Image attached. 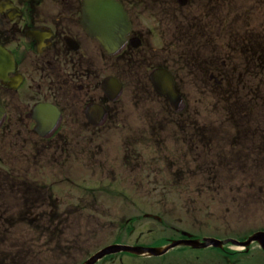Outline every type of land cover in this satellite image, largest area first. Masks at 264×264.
Returning <instances> with one entry per match:
<instances>
[{"label": "flooded vegetation", "instance_id": "flooded-vegetation-1", "mask_svg": "<svg viewBox=\"0 0 264 264\" xmlns=\"http://www.w3.org/2000/svg\"><path fill=\"white\" fill-rule=\"evenodd\" d=\"M116 1L130 28L124 44L108 52L88 27L84 0H0V46L12 57L0 67V217L53 224L48 218L82 215L81 203L67 201H79L88 186L173 181L159 166L192 167L202 138L264 137V0ZM156 70L171 82H154ZM169 84L173 99L158 91ZM214 117L247 120L236 130L207 129L223 122ZM167 138L183 143L171 150L190 155L183 166L166 155ZM140 140L144 146L127 145ZM130 194L106 198L131 200ZM49 234L44 242L0 243V264L71 262L42 257ZM177 253L175 264H211L198 252L185 261ZM226 254L232 253L225 250L216 264H260L233 255L227 261ZM121 256L97 264L166 260Z\"/></svg>", "mask_w": 264, "mask_h": 264}, {"label": "rangeland", "instance_id": "rangeland-1", "mask_svg": "<svg viewBox=\"0 0 264 264\" xmlns=\"http://www.w3.org/2000/svg\"><path fill=\"white\" fill-rule=\"evenodd\" d=\"M227 121L230 120L225 119L224 123ZM222 125L221 122H212L207 128ZM235 125L236 121L231 126L227 123L229 129ZM170 127L165 124L164 128ZM263 128V126L260 127V129ZM228 142L220 134L213 139L210 137V142L206 141V147L202 148V152L192 153L196 157L195 163L189 164L192 167H186L190 155L181 148L183 158L178 163L182 166L186 164V166L172 171L173 174L180 171L176 176L181 181V185L165 188L164 193L166 195L170 193V197L169 195L149 196L153 187H150L148 183L152 177L144 180L146 188L133 193L139 201L134 200L133 196L127 201L118 198V195H116L118 199L113 196L106 198V195L120 194V189L97 187L95 196L86 193L79 201L75 199L67 201L69 205L81 203L84 207V215L90 217L72 216L65 220L48 218L49 221H53V224H45L46 229L45 225L39 228L32 225L31 220L0 217V243L44 242L45 239L41 236L49 231L52 237L47 242L50 250L42 252V257L58 262L67 258L71 259V262L67 260L66 264H80L89 252L116 241L117 231L127 228L125 221L129 219L130 223L136 227L132 240L141 230L146 231L147 228H152L151 235L155 237L169 235L173 237L172 240L178 237L176 232L181 231L197 235L200 239L204 237L202 235L216 238L220 236V232L224 231L227 233L221 236L235 237L241 241L257 228H264V138H260L262 145L257 141L251 142L248 138L240 141L238 147L230 146L237 145L238 142ZM109 144L121 145L117 144V139H111ZM163 145L169 146V139H166ZM182 145L183 143L180 147ZM167 150L170 151V149ZM250 160L254 162V170L249 167ZM165 168L169 172L167 165ZM242 173H244L243 184L240 180ZM253 174L257 180L250 182L247 177ZM75 192L76 190L73 193ZM163 199L165 201H162ZM146 213L160 216L161 222L145 218ZM60 230L65 234L62 238L57 233ZM121 237L124 235L122 234ZM81 241L85 242L80 246L83 248H76L77 242ZM235 246L236 244L232 251L233 255L237 256ZM184 247L186 248H178V250L184 249L180 253L172 249L170 253L164 255L163 258L169 259L166 264H175L176 260L171 261L176 257L174 252L182 261L190 260L192 254L198 252L199 260L208 261L211 264L218 263L217 257L208 249ZM251 253L256 256L257 250ZM73 259L76 261L73 262ZM166 260L161 258L158 263L163 264Z\"/></svg>", "mask_w": 264, "mask_h": 264}, {"label": "water", "instance_id": "water-1", "mask_svg": "<svg viewBox=\"0 0 264 264\" xmlns=\"http://www.w3.org/2000/svg\"><path fill=\"white\" fill-rule=\"evenodd\" d=\"M105 250H107V249H105ZM105 250L101 251V252L98 253L96 256H94L93 259H92V261L96 260V259H97L98 257H100L102 254H104V252H106ZM90 263H91V261L88 262V263H86V264H90Z\"/></svg>", "mask_w": 264, "mask_h": 264}]
</instances>
